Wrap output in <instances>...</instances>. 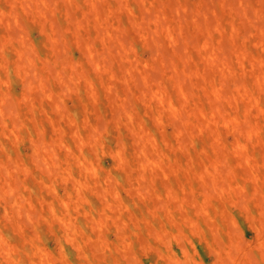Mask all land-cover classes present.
Returning <instances> with one entry per match:
<instances>
[{"label":"rangeland","instance_id":"1","mask_svg":"<svg viewBox=\"0 0 264 264\" xmlns=\"http://www.w3.org/2000/svg\"><path fill=\"white\" fill-rule=\"evenodd\" d=\"M0 264H264V0H0Z\"/></svg>","mask_w":264,"mask_h":264}]
</instances>
